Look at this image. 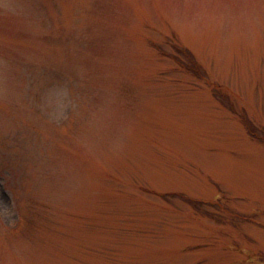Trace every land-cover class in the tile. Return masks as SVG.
<instances>
[{"label": "rangeland", "instance_id": "374dc122", "mask_svg": "<svg viewBox=\"0 0 264 264\" xmlns=\"http://www.w3.org/2000/svg\"><path fill=\"white\" fill-rule=\"evenodd\" d=\"M0 264H264V0H0Z\"/></svg>", "mask_w": 264, "mask_h": 264}, {"label": "trees", "instance_id": "16d2710c", "mask_svg": "<svg viewBox=\"0 0 264 264\" xmlns=\"http://www.w3.org/2000/svg\"><path fill=\"white\" fill-rule=\"evenodd\" d=\"M184 55H185L186 58L188 57L190 60L193 61L192 56H191L189 53H188V54H184ZM188 68H189V69H192V71H193L194 73L202 72V68L200 69V66L198 67V65L195 64L194 61H193V63H190V66H189ZM229 108L231 109L230 106H229ZM231 110H232V109H231ZM248 128H249V134H250L253 138L257 139L258 141L260 140L259 142H261L260 137H259V138H256V137L253 135V133H252L253 127H252L251 123L248 124Z\"/></svg>", "mask_w": 264, "mask_h": 264}]
</instances>
